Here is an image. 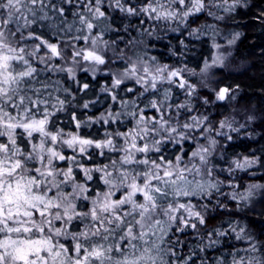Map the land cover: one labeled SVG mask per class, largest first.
<instances>
[{
    "label": "snow or ice",
    "instance_id": "6c2138e0",
    "mask_svg": "<svg viewBox=\"0 0 264 264\" xmlns=\"http://www.w3.org/2000/svg\"><path fill=\"white\" fill-rule=\"evenodd\" d=\"M240 3L146 0L137 6L127 0H0V264H194L197 250L215 247L230 233L247 244L231 253V264H264V255H255L264 242L244 228L229 221L228 228L207 230L206 236L204 231L210 205L228 209L220 197L236 201L239 211L248 206L254 189H264L251 184L240 194L234 177L237 171L264 168V150L261 156L233 158L220 169L232 178L220 179L210 159L219 142L210 135L214 129L204 127L209 117L191 116L180 123L184 112L195 110L192 98L198 97L197 87L185 77L186 72L197 75L195 70L161 64L146 51L139 53L142 40L129 42V54V45L119 46L122 38H103L105 31H115L104 23L105 5L126 17L144 15L175 23L170 30L183 35L182 29L195 23L190 18L206 13L223 21L225 16L219 13L229 14ZM69 9L72 23L66 19ZM205 30L212 31V47L219 49L214 24L191 28L188 36L199 39ZM141 35L155 33L142 29ZM239 36L233 34L227 44ZM179 43L187 47L184 40ZM169 51L177 55L174 49ZM224 59L217 55L211 65L205 61L199 75L207 77L210 68L223 67ZM118 63L122 69L105 71ZM80 69L94 79L101 72L111 78L100 92L119 109L110 105L99 116L87 115L97 101L81 103L83 96L75 95H87L92 87L76 79ZM57 73H66L76 87L53 80ZM129 81L141 90L126 87ZM173 85L183 90V102H169ZM121 91L130 98H121ZM234 91L214 90L215 101L235 99ZM215 101L202 98L204 105ZM60 113L66 114L62 123L57 122ZM124 117L134 121L131 127ZM98 124L106 126L102 134L86 131ZM243 127L221 120L215 136L231 141L223 130L239 133ZM194 131L208 144H198L187 156L182 145L197 140L190 136ZM167 143L180 145L181 154L174 159L165 155ZM225 186L231 191L224 192ZM189 230L200 243L183 257L179 251L188 243L183 237ZM201 264L206 260L201 258ZM216 264L227 262L218 258Z\"/></svg>",
    "mask_w": 264,
    "mask_h": 264
},
{
    "label": "trees",
    "instance_id": "16d2710c",
    "mask_svg": "<svg viewBox=\"0 0 264 264\" xmlns=\"http://www.w3.org/2000/svg\"><path fill=\"white\" fill-rule=\"evenodd\" d=\"M243 6H237L235 11L232 12L230 22L235 27L241 30L243 33L242 40L237 44L236 52L238 57L244 63L247 64V68L242 73L236 76H226L225 80L232 82L231 86H234V92L241 91L238 96V100L243 101L244 106L250 110H255L260 116L259 121L255 123V126L251 129L250 126L247 130H240L239 133L229 132V135L233 137L231 141L226 140L224 137H214L218 140V150L214 153L210 159L216 165V173L220 179L227 181L232 177H229L227 172H221L220 169H225L226 163L233 158H243L244 155L251 156L255 154L257 156L262 155L264 150V0H246L242 1ZM65 7H68L67 5ZM260 10H256V8ZM244 8V9H243ZM71 10V9H70ZM263 10V11H261ZM261 12V13H260ZM257 16V21L255 17ZM164 46V45H162ZM177 53H180L179 48L176 45L171 46ZM198 61L196 59H189L184 62L189 69L195 68ZM197 82V81H196ZM198 83V82H197ZM165 88L169 87L167 84ZM172 87V98L170 103H180L185 100V95L180 94L178 89ZM198 87H200L198 85ZM202 89V88H201ZM205 91V90H204ZM198 92H202L199 90ZM238 93V92H237ZM98 99H102V94L99 93ZM84 100H89L87 96ZM192 102L201 103L200 98L196 97L192 99ZM199 111H201L200 104L194 105ZM221 105L214 103L209 104V112L212 113L215 118L219 114H223V108ZM175 109H173L172 115L174 116ZM66 114L60 113V117L65 119ZM219 118L218 122L222 120ZM184 118H180V123L183 124ZM116 127L113 126V129ZM259 130V131H258ZM247 133L248 135H245ZM193 136L200 134L198 131H194ZM198 139V137H197ZM193 140H186L183 142V149L192 150L194 142ZM180 145L174 143H167L165 150L167 149H180ZM248 150V151H246ZM223 157V159L221 158ZM252 172L255 175H252ZM254 176V177H253ZM235 183L239 185L238 192L243 191L245 187L250 185L253 181L264 185V170L261 171L258 168H253L247 172L237 171L234 173ZM253 177V178H252ZM252 179V180H251ZM102 187V185H101ZM224 192H230L231 189L228 187L223 188ZM261 195H257L255 201L248 203L247 207L241 206L240 210L237 211V202L226 197H220L221 201L228 205V209H213L209 206L210 218L208 221L207 230L213 228H228L229 221L238 228H244L246 233L256 240L264 242V189ZM203 202V201H202ZM215 200H213V204ZM251 205V206H250ZM252 211V212H251ZM187 240L179 254L183 257H187L190 254V249L194 248L200 243L196 235L189 230L183 237ZM205 243L207 240L205 239ZM247 247L244 241H237L234 234L230 233L228 236L222 238V242L213 248H207L203 253L197 250V255L193 257L194 264H201V258L205 259L207 264H216L218 258L224 259L227 264H231V253L236 249H243ZM261 254L264 255V248L260 250ZM244 255L243 252L239 253Z\"/></svg>",
    "mask_w": 264,
    "mask_h": 264
},
{
    "label": "flooded vegetation",
    "instance_id": "af4514ba",
    "mask_svg": "<svg viewBox=\"0 0 264 264\" xmlns=\"http://www.w3.org/2000/svg\"><path fill=\"white\" fill-rule=\"evenodd\" d=\"M242 1H246V0H241V3H242ZM127 2L128 3H135L137 6H140L143 3H145L146 0H127ZM105 10H106L108 19L105 20L104 23L110 24L112 26V28L115 29V31H105L104 32L103 38L105 40L111 41V40L117 39V37L122 38L118 41L119 46L121 48H124L125 45H129V49H130L129 54H131V50H132L129 42L142 40L143 43L138 45L137 49H136L139 53L142 54L143 52L146 51L148 53V56L157 57L158 61L161 64L167 63V64L172 65L174 67H184L186 65V64H184V62L189 60V59L194 58L198 61V60H200V58L203 56V54L205 52V48H206L205 42H208L209 30H205L206 34L201 36L202 41L194 42L196 39L190 38L188 36V31H190L191 28L198 27L201 25L200 23L204 24L205 22L210 23V24H214V23L218 22L219 24H216V26H218V25H220V22H221V21L213 20L211 17H208L206 13L199 14L198 15L199 22L197 23V21H195V23H190L189 28L187 30L182 29L183 35H181L180 32H172L170 30L171 28L176 27L175 23L166 24L164 21H155V20L148 19L144 15L134 16V17H126L125 15L121 14L118 10L113 11L112 9L107 8V5H105ZM219 14L224 15L225 18H227L226 14L223 13L222 11ZM193 19L194 18H190V21ZM141 20L144 21L143 24H141ZM226 23L228 25H230V27H232V24H231L229 19H228V21H226ZM126 25L128 26L127 29H125ZM217 28L218 27H216V29ZM142 29H147L149 31H153L155 33V35H153L151 37L148 35H141ZM45 31H48V30L45 29ZM180 40L185 41V43L187 45L186 48L181 47V45L179 43ZM80 43H83V41H81ZM162 45H164V46H162ZM172 45H176L179 48L180 53H177V55H172L169 51V49L171 48ZM109 55H111V53H109ZM117 67L122 69L123 64L118 63V64H114V65H109V68L105 69V71H108L109 69L115 70ZM219 72H220L219 73L220 76L224 75L223 70H220ZM229 74H231V73H229ZM187 75H189V74L186 72L185 73L186 78H187ZM76 79L80 80L81 82H88L92 85V87L89 90L87 95H84L83 93H79V92L75 93V95L78 97L83 96V99L80 102L83 103L85 101L84 100L85 96H87L89 100L97 101V103L94 106H92V107H90V109L86 110L87 115L99 116L100 113L105 111L110 105L113 107V109H119L120 105L118 103L113 104V102L111 101V99L109 97H107L104 93L100 92V88L102 86H104L106 83L110 84L111 78L109 76H105L104 73L101 72V73H98L94 79L92 77L91 73H86L82 69H80L76 72ZM188 80L191 83V80L190 79H188ZM194 82H196V81H194ZM222 82H223V79H222ZM68 83L70 85H72L71 86L72 88L76 87V85L72 81H68ZM126 87H135L138 89V91L141 90V89H139L138 85L134 84V81L127 82ZM163 87H165V86H163ZM196 87L198 88L197 84H196ZM200 88H205V86L202 85V86H200ZM177 89H178L179 93L182 94V90L179 88H177ZM99 93L102 94V99H98ZM212 93H214V92H210L208 89L204 93L198 92V98H200L201 103L193 102V105L200 104L201 115H203L209 111V105H204L202 103V98L204 96H207L210 100V97L211 96L213 97ZM120 96L123 99H129L130 98V94H127L124 91L120 92ZM132 98H134V97H132ZM151 98H152L151 96H148V99H151ZM213 100H214V98H213ZM213 100H211V101H213ZM146 102L147 101H145V103ZM215 102H216V104L222 106V102H220V101H215ZM175 104H177V103H175ZM143 106H144V104L141 103L140 107H143ZM77 111H81V109H77ZM198 113H199V111L197 110V108H195V110L192 111L191 113L184 112V114L180 118H184L185 120L186 119L190 120L191 116H198ZM148 115L149 116L152 115L151 110L148 111ZM84 118H86V116ZM64 120L65 119L60 117V114H59L57 117V122L62 123ZM123 120H124V123L127 125V127H131L132 124L134 123V121L129 122L128 117H124ZM113 126L117 127V125H112V128H113ZM104 127H106V126H101L100 124H98L93 129H88L86 131L97 132L98 134H102ZM121 130H125V129L121 128ZM190 136H193V134L190 133ZM189 140H190V142L192 141V139H189ZM183 150L185 153H187V156H189L190 152L192 151V150H185V149H183ZM164 154L169 156L170 158L174 159L176 154H181V153H180L179 149H167V150L164 149ZM187 156L185 157L186 159H187Z\"/></svg>",
    "mask_w": 264,
    "mask_h": 264
},
{
    "label": "rangeland",
    "instance_id": "374dc122",
    "mask_svg": "<svg viewBox=\"0 0 264 264\" xmlns=\"http://www.w3.org/2000/svg\"><path fill=\"white\" fill-rule=\"evenodd\" d=\"M245 4L243 3V4H240L239 6H243ZM256 10L258 11V10H260V8L257 7ZM261 11H263V10H261ZM71 13H72V10L69 9L67 16H66L68 23H72V21H73V17H72ZM263 14H264V11H263ZM231 15H232V12L229 14H226L227 18H225L223 21H221L220 25L216 26V27H218L216 29V31L219 33V35H217L215 37V39H216V42L221 45V47L219 49L212 47L213 33L211 30H209V39H208V42H205L206 43L205 52H204L203 56L200 58V60H198V62L194 66L195 68H192L195 70L197 75H187V79H190L192 84H194V85L197 84L199 86H202V85L205 86V88H202V89L200 87L197 88V91L202 90L201 93H204L207 89L210 92H214V90H219V88H221V87H229L231 89H234V86H231L233 83L231 81L228 82L227 80H225V77L226 76H230V77L236 76V75L242 73L243 71H245V69L248 67L247 66L248 63L242 62V60L238 57L237 52H236L237 44L242 40L244 35L241 32V30H239L238 28H235L233 25H232V27H230V25H228L226 23V21H228V19L229 20L232 19ZM194 20L197 21V23L199 22L198 18H194ZM255 20L257 21V16L255 17ZM257 23H258V21H257ZM200 24H202V23H200ZM216 24H219V23L218 22L214 23V25H216ZM258 24H260V23H258ZM235 33L240 34L239 38L236 40V42L234 44L228 45L227 40L231 39L232 35ZM196 41H202V38L200 37L199 39H196L194 42H196ZM217 55H221L225 58L224 59V66L223 67H212V68H210L207 77H202L201 75H199L200 70L204 67L205 61H207L211 65L214 56H217ZM220 70L224 71L223 76L219 75ZM227 71L231 74H229ZM52 79L53 80L60 79L64 82V86H72L68 83L69 80L67 79V75L65 73H57V74L52 76ZM222 79H223V82H222ZM194 81H197L198 83L194 82ZM237 92H234L235 99H227V100L222 102L223 114H219L216 118L209 111L203 115H201V113L199 114V116H201V117L202 116H208L209 117V120L206 122L204 127L211 126L214 129V131L210 134L211 136L214 137L215 130L219 129L218 120H219V118L221 119V115L223 116L222 120L227 119V120L233 121L234 127L238 126L237 128H239L240 125H245V127L241 128L240 130H247V129H249L248 128L249 126L252 129L255 126V123L259 121L258 118L260 116L258 115V113H256L255 110H250L246 106H244V104H243L244 100H242V101L238 100V98H239L238 96L240 95L241 91H237ZM182 94H184L183 90H182ZM212 95H213V97L212 96L210 97V101L213 100V98H214L213 101H215V92L212 93ZM249 117H253V119L249 120L248 119ZM223 131L227 132L228 129L225 128ZM245 135H248V134L245 133ZM197 137H198V139L194 142L192 151L198 147V144H204V145L208 144V141H207V139L204 138V136H201L200 134H198ZM217 150H218V147H216L215 152H217ZM190 155H191V152H190ZM229 164H230V161L228 163H226L225 169L229 166ZM255 168H258L261 171L264 170V168H261L259 166L255 167ZM251 184H261V183L253 181ZM261 185H263V184H261ZM248 186L245 187V189L243 191H240L239 193L240 194L245 193V190L248 188ZM262 191H263V189H254L253 195L251 196L250 201L248 203H252L253 200L256 199L255 197L257 195L259 196L262 194L261 193ZM255 255L261 256L262 254H261V252H258Z\"/></svg>",
    "mask_w": 264,
    "mask_h": 264
},
{
    "label": "bare ground",
    "instance_id": "6f19581e",
    "mask_svg": "<svg viewBox=\"0 0 264 264\" xmlns=\"http://www.w3.org/2000/svg\"><path fill=\"white\" fill-rule=\"evenodd\" d=\"M258 131H259V130H258ZM263 148H264V147H263ZM246 151H248V150H246ZM252 173H253V172H252ZM253 177H254V176H253ZM253 177H252V178H253ZM251 180H252V179H251ZM253 201H255V199H254ZM255 202H256V201H255ZM250 206H251V205H250ZM251 212H252V211H251Z\"/></svg>",
    "mask_w": 264,
    "mask_h": 264
}]
</instances>
